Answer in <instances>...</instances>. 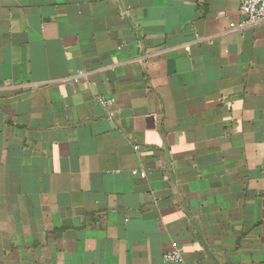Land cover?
Returning a JSON list of instances; mask_svg holds the SVG:
<instances>
[{"label":"crops","instance_id":"crops-1","mask_svg":"<svg viewBox=\"0 0 264 264\" xmlns=\"http://www.w3.org/2000/svg\"><path fill=\"white\" fill-rule=\"evenodd\" d=\"M245 22L240 0H0V264H264Z\"/></svg>","mask_w":264,"mask_h":264},{"label":"built area","instance_id":"built-area-1","mask_svg":"<svg viewBox=\"0 0 264 264\" xmlns=\"http://www.w3.org/2000/svg\"><path fill=\"white\" fill-rule=\"evenodd\" d=\"M240 10L246 17V22L244 25H257L264 22V0H240ZM82 75V73H79ZM99 102L102 105H109L110 101L105 98H99ZM141 176H144L142 174ZM166 262L170 263H180L182 258L177 252H171L164 256Z\"/></svg>","mask_w":264,"mask_h":264}]
</instances>
